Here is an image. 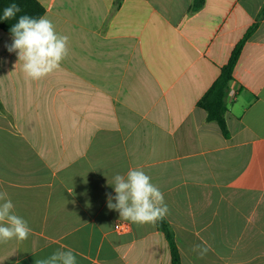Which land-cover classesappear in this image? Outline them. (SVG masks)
Here are the masks:
<instances>
[{"label": "crops", "instance_id": "crops-1", "mask_svg": "<svg viewBox=\"0 0 264 264\" xmlns=\"http://www.w3.org/2000/svg\"><path fill=\"white\" fill-rule=\"evenodd\" d=\"M37 1L70 51L32 81L0 30V191L32 230L0 244V264H37L62 245L77 264H172L156 223L107 207L130 168L164 194L182 264H264V0H205L196 13L193 0ZM256 23L226 138L198 103Z\"/></svg>", "mask_w": 264, "mask_h": 264}, {"label": "clouds", "instance_id": "clouds-1", "mask_svg": "<svg viewBox=\"0 0 264 264\" xmlns=\"http://www.w3.org/2000/svg\"><path fill=\"white\" fill-rule=\"evenodd\" d=\"M20 12V6L12 3L3 10L0 19H12ZM10 32L13 42L8 46V51L17 53L26 79L39 81L47 77L59 70L69 55V37L57 33L47 16L21 15ZM112 185L116 195L108 194L107 207L118 211L125 221L155 224L169 212L164 194L140 168H130L126 175L115 174ZM31 231L27 221L15 213L7 191H0V244L12 239L22 242ZM193 251L203 257L208 248L197 244ZM37 264H77V258L72 249L62 245L47 258L38 260Z\"/></svg>", "mask_w": 264, "mask_h": 264}, {"label": "trees", "instance_id": "trees-1", "mask_svg": "<svg viewBox=\"0 0 264 264\" xmlns=\"http://www.w3.org/2000/svg\"><path fill=\"white\" fill-rule=\"evenodd\" d=\"M16 3L20 6L21 12L17 13L16 17L3 20L0 19V30L10 35V28L18 22L21 15H29L32 17L44 16L45 9L37 0H0V17L3 16V10L10 4ZM205 4V0H193L190 7V13H196L200 11ZM264 17V9L260 18ZM258 27V23L254 24L246 33L244 38L234 48L229 62L222 67L221 74L214 82L211 88L206 92L202 99L198 103V107L207 112V121L215 122L224 135L228 138L230 133L226 121V114L228 112V95L230 90V84L233 81V71L238 62L242 49L245 43L253 36ZM13 38V37H12ZM0 109H3L0 101ZM158 230L163 232L170 244L172 264H182L181 254L177 245L176 235L166 218L156 222Z\"/></svg>", "mask_w": 264, "mask_h": 264}, {"label": "built area", "instance_id": "built-area-1", "mask_svg": "<svg viewBox=\"0 0 264 264\" xmlns=\"http://www.w3.org/2000/svg\"><path fill=\"white\" fill-rule=\"evenodd\" d=\"M117 230L120 234L127 233L130 230V225L126 222H120L117 224Z\"/></svg>", "mask_w": 264, "mask_h": 264}]
</instances>
